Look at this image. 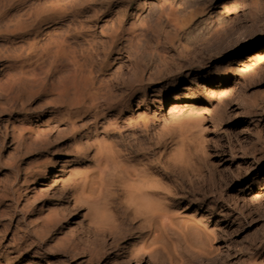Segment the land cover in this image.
Listing matches in <instances>:
<instances>
[{
    "label": "rangeland",
    "instance_id": "1",
    "mask_svg": "<svg viewBox=\"0 0 264 264\" xmlns=\"http://www.w3.org/2000/svg\"><path fill=\"white\" fill-rule=\"evenodd\" d=\"M63 1L44 0L48 8ZM233 1L175 0L173 10L190 13L184 29H163L157 40L147 35L149 51L164 54L160 65L145 58L113 63L122 40L111 28L103 32L96 64L101 96L110 105L102 106L104 115L96 119L100 107L75 112L47 100L54 94L49 84L37 85L27 96L0 91V264H33L38 252L42 264H252L263 259L264 0H242L239 10L220 17ZM139 2L77 0L61 8L76 16L84 40L125 7L123 31L136 32L128 22ZM0 22L7 23L2 14ZM3 37L0 65L8 55ZM258 43L254 58L244 66L235 62ZM184 88L193 97H183ZM141 89L147 98L160 92L162 103L153 108L158 116L146 133L124 122L136 112ZM209 89L214 96L204 94ZM122 101L131 108L118 112L115 105ZM185 106L193 108L196 124L186 122L189 155L177 161L179 138L165 124L173 107ZM124 169L147 180V210L137 212L128 203ZM84 178H103L109 187L80 197Z\"/></svg>",
    "mask_w": 264,
    "mask_h": 264
},
{
    "label": "bare ground",
    "instance_id": "2",
    "mask_svg": "<svg viewBox=\"0 0 264 264\" xmlns=\"http://www.w3.org/2000/svg\"><path fill=\"white\" fill-rule=\"evenodd\" d=\"M76 1L66 0L62 2L63 6L58 4L48 8L44 0H0V15L2 14L7 19L6 24L0 22V31L3 29L0 34H4L2 48L8 53L6 62L0 65V91H19L27 96L37 85L49 84L54 94L47 100L52 98L54 102L61 103L67 109L75 112L100 107L94 116L96 119L104 115L102 106L110 105L104 103L101 96L100 71L96 64L98 60L96 47L99 45L97 38L111 28L115 30L118 40H122V44L116 49L117 57L113 63L145 58L152 65H160L165 60L164 54L157 49H154L153 52L149 51L152 48L151 41L147 40V35L152 33L153 38L157 40L163 29H170L174 33L181 32L186 26L185 23L189 19L190 13L173 10L175 0H171V2L161 0L160 4H154L151 0H142L138 3L128 22L129 30H137L136 32L125 34L123 31L126 23L124 20L127 17V7H125L120 10L119 14L101 21V27L94 26V32L83 40L79 39L83 34V28L76 22V16L68 15L66 10L61 8L69 7ZM240 2L242 0L226 4V8L218 15L221 17L224 12L239 10ZM204 8L205 6L198 9L200 13L204 12ZM102 12L103 10L100 9L94 13V16L96 17ZM66 17H68L67 22L58 24ZM219 21L220 19L211 21L210 27L218 25ZM55 22L57 24L46 27ZM49 36L50 38H47ZM259 47L258 43L256 47L242 51L241 55L235 56V62L244 66V60L248 61L254 58ZM107 57L108 55L103 56L102 63L106 62ZM247 67L249 68V66ZM205 84L210 87L213 82L209 81ZM146 93L145 89H141L142 97L135 106L136 112L124 120L128 127L131 125L140 126L143 133L147 132V126L157 118V111H154L153 108L156 104L161 103L159 101L160 92L155 91V94L148 98ZM182 93L183 97H193L188 88H184ZM204 94L214 96L211 89ZM198 102L196 100L194 105ZM141 103H145L144 109L140 107ZM125 104L126 102L122 101L115 105L117 111L120 112L125 107L131 108L129 104ZM208 104L206 102V105ZM183 113H187L186 115L189 116L187 121L182 119ZM193 115L192 107H173L169 111L165 128L178 135L180 150L174 156L177 161H184L188 158L189 152L183 129L187 125L186 122L192 127L195 126L196 118ZM110 122L111 120H108L106 124L110 125ZM122 173L128 203L137 212L147 210L148 194L145 177L138 175L134 170L124 169ZM108 187V182L103 178L99 181L84 178L79 184L78 195L89 198L95 196L98 190ZM145 214L147 215V212ZM42 255L39 252L35 253L33 264H42L44 262ZM251 263L264 264V257L259 263L257 261Z\"/></svg>",
    "mask_w": 264,
    "mask_h": 264
}]
</instances>
